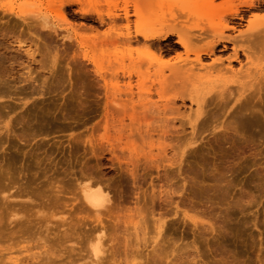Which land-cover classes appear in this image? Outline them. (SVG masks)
Segmentation results:
<instances>
[{"label": "rangeland", "instance_id": "obj_1", "mask_svg": "<svg viewBox=\"0 0 264 264\" xmlns=\"http://www.w3.org/2000/svg\"><path fill=\"white\" fill-rule=\"evenodd\" d=\"M226 1L230 0H215L216 5ZM26 2L0 0V91L10 95L0 100V119L10 129L0 133V264H8L11 254L19 260L17 264H23L42 251L37 248L40 239L53 253L49 264H88L84 240L91 228L100 225L95 213L84 207L78 191L84 176L108 188L116 208L113 211L121 216L125 213V224H110L107 214L102 216L106 239H115L112 253L116 262L111 263L110 254L106 264H264L262 77L239 102L235 93L231 99L219 98L216 91L211 94L205 102L206 114L196 123L197 142L184 152V142L194 137L188 116L194 119L197 105L178 100L168 114L172 115L168 117L170 129L162 135L167 148L154 139V155L162 146L164 153L160 151L152 163L153 159L146 158L149 146L137 144L146 155L138 158L136 167L113 140L115 128L126 120L125 111L130 112V107H122L128 101L120 89H125L128 80L121 76L116 62L119 50L101 45L102 36L114 25L105 18L111 7L96 1H87L85 7L71 6L65 12V26L55 32L39 28L30 14H20L26 21L17 15L22 10L17 7L28 5ZM164 4L154 15L179 13L183 0ZM92 7L105 12L107 26L96 15L82 11ZM257 14L261 17L264 12ZM122 24L117 22L115 31ZM139 46H134L135 54L146 58ZM171 48L175 52L166 54L165 62L183 52L179 46ZM27 50L35 51L32 61ZM221 51L219 47L216 56L203 62L211 65L213 59L221 58L223 67L239 69L238 63L230 65L227 60L231 51ZM29 66L37 82L19 83ZM40 87L41 96L36 93ZM33 91L34 97L24 105L22 93ZM106 139L116 144L114 154ZM173 157L172 166L168 163ZM160 192L171 202L162 203ZM3 193L17 194L18 202L12 204L15 210L5 204ZM18 194L29 196L20 199ZM23 206L26 211L20 210ZM40 213L45 221L38 219ZM14 214L18 220L12 218ZM160 219L166 224L159 237ZM132 224H141L138 238H145L143 242L136 238ZM65 232L71 235L63 243ZM156 237L160 244L154 241Z\"/></svg>", "mask_w": 264, "mask_h": 264}, {"label": "bare ground", "instance_id": "obj_2", "mask_svg": "<svg viewBox=\"0 0 264 264\" xmlns=\"http://www.w3.org/2000/svg\"><path fill=\"white\" fill-rule=\"evenodd\" d=\"M27 1L31 3L30 6L35 7V10H30L32 7H28L29 11L26 10L27 6H29V2H26L28 5L26 4L25 6L24 4V7H17V9L22 8L23 10H19L21 13L17 15L23 14L25 16L26 13L28 16L32 15L31 18L39 23V28L41 29H50L56 32V28H60L66 24V10L75 5L85 7L86 3L89 2L91 4L93 1L98 3L101 2L109 6V8L111 7L110 9L106 8L109 9V11L107 10L108 13L105 14L106 17L104 15L105 12H101V9L99 11L97 7H92L93 9L91 10L83 8L82 11H84L85 14L92 13L96 15L97 20L103 26L109 24L106 19L110 21V26L113 24L116 25L117 22H121V24L124 23V25L122 24L119 26L120 28L116 31V26L113 25L110 30L102 36L101 45L105 48L113 46L119 50L116 62L119 66L121 76L128 80L124 85L125 89L123 91L120 89V91L123 93L125 92L124 96H126V101H128L124 102L122 107H130V109H128L130 112L127 111L128 113H126L125 111L124 117L129 123L126 125L125 119L120 121V128H115L113 140L115 143L117 142L116 144L118 145L116 147L118 149L122 152H127V156L133 166L140 163L138 158L146 155V153L142 154L144 150H142L143 148L140 150L137 144H141L144 147H146L145 145L149 146L151 150L147 151L146 158L150 160H154L159 153L161 154L163 151L162 148L166 146L162 138H165L163 136L170 127L168 117H170L171 114H168L173 110H171V107L173 108L178 100L185 101V99H188L197 105L194 111V119L190 118L191 116H188L189 119L187 118L192 135L194 136L197 129L196 123L206 114L204 111L206 108L205 102L209 96L211 97V94L215 95L213 93L216 91L219 98L225 97L231 99L235 93L237 94L236 102H239L253 87L256 88V82H258L259 77H262L261 81H264V14L263 16L261 15V17L257 14V12H259V14L260 12H264V0H230L221 5H216L215 0H183L180 12L177 14L170 13L169 16L164 14L162 16L154 15L157 9L160 8L162 10L163 7H165L166 4L164 3H167V0L164 1L163 4H161L163 0ZM120 1L121 6L119 4ZM14 5L12 6L13 9ZM251 12L253 14L246 20L248 14ZM24 16L21 17L23 18ZM132 18L135 19L134 22H132ZM26 20L25 18V21ZM244 23H246L245 26ZM118 25L120 24L118 23ZM36 27L38 28V25ZM36 27L34 28L36 29ZM66 31H68V29ZM173 39L176 40L175 43L172 42L174 41ZM76 40L80 46H83V42H79L77 37ZM138 45L144 48L143 51L147 56L146 58L139 54H135L133 48ZM178 46L183 52H176L175 57L173 55V60L171 59L170 62H168L169 60L165 62L163 59L166 54L175 52L171 47L178 48ZM219 47L222 48V53L226 54V52L231 51L227 60L230 61V65L238 63L240 66L239 69H234L231 66L228 68L223 67L224 62L221 58L213 59L211 65L203 62L206 58L216 56ZM28 50L26 53L31 58L30 61H32L35 59V51L31 53V51ZM242 57L245 58V62L242 60ZM30 67L31 66L27 68V73L21 74V76L26 77L23 79L20 78L21 80L18 81L19 83L34 81L33 83L35 84V82H37L32 77V70ZM235 86L236 88L234 89ZM36 91L38 95H43L41 87ZM33 92L30 93L31 95L26 92L22 93L23 96L21 95L22 98H20V101L26 105L27 102L34 97L35 92ZM7 97L10 98V95L0 91V100ZM154 97H157V99L154 100ZM1 119L0 133L4 131L8 133L10 129L7 124L2 123L4 121H1ZM107 120L108 119H106V121ZM33 130L35 131L36 127H34ZM194 137L184 142L182 152H184L187 147L196 144L197 137ZM108 138L110 139V137ZM109 139L106 140L111 148V153L114 154V149L116 148L114 145L116 144L113 145L114 141ZM154 139L158 141L156 142L160 147L165 144L163 145L164 147L162 146L161 150L159 149L161 152L158 151L156 156L152 149L156 146ZM166 151L167 149L165 152ZM174 158L175 157L169 159L170 161L168 164L173 166V161L171 160H174ZM155 160L152 161V163L155 162ZM176 163L179 164V160ZM78 186L81 200L84 202V207L89 208L95 213L96 223L101 226V228L100 226L91 228L90 235L84 240V249L86 252V257H84V259L85 261L88 260V264H104V261L109 257L108 255L111 254L112 257H109V259L111 263H115L116 254L112 253V250L115 249V245H112L115 239H106V228L103 226L104 222L102 216L107 214L106 216L109 218L110 224H125L123 221L125 219V213L121 216L122 213H119V215L113 211L116 208L113 209V197L109 189L99 181H95L91 176H84V181L80 182ZM18 195L20 196L21 194ZM26 195L29 196L28 194H23L22 196L25 197ZM22 196L19 198H23ZM167 196L168 195H164L160 192L158 199L162 203H170L171 201H167L169 197ZM15 197H17V194L15 196L14 194L6 196L5 193H3L2 199L5 204L7 203L10 206L18 202L16 201L18 199ZM153 199L152 201H155ZM15 206H13L14 209L13 207L11 209L15 210ZM25 209L26 207L20 210L26 211ZM16 211L19 210L16 209ZM177 214L178 212H176V215ZM135 216L136 213L131 217L133 218ZM184 217L196 223L194 218L187 216L185 213ZM12 218L18 220L19 217L17 214H14ZM38 219L40 221H45L46 217L40 213ZM62 224H66V221L63 220ZM165 224L166 222L164 219H160L158 223L159 231L157 234L159 237L162 234V229ZM132 225L136 233V238H138V232L141 231V224ZM46 230L48 229L46 228ZM142 234L145 235L144 232ZM70 235L71 234L67 232L63 234V243L69 240ZM140 240L143 242L145 238ZM156 240L157 237L154 241ZM39 241L41 243L37 248H41L42 251L31 255L23 264L51 263V258L53 256L52 251L47 248L46 241L43 239ZM157 242L158 240L156 243ZM125 243H127V241ZM158 244L160 243L158 242ZM125 247L127 248V245H125ZM156 247H159V245ZM71 250H73V248H71ZM127 259L126 257V261ZM7 260L9 261L8 264H17L19 261L16 257H13L12 254Z\"/></svg>", "mask_w": 264, "mask_h": 264}]
</instances>
